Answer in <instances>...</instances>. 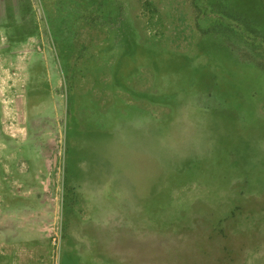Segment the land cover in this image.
Here are the masks:
<instances>
[{"label":"rangeland","instance_id":"374dc122","mask_svg":"<svg viewBox=\"0 0 264 264\" xmlns=\"http://www.w3.org/2000/svg\"><path fill=\"white\" fill-rule=\"evenodd\" d=\"M0 264H264V0H0Z\"/></svg>","mask_w":264,"mask_h":264},{"label":"clouds","instance_id":"9594fccd","mask_svg":"<svg viewBox=\"0 0 264 264\" xmlns=\"http://www.w3.org/2000/svg\"><path fill=\"white\" fill-rule=\"evenodd\" d=\"M176 134H167L159 138V142L162 146L174 151H180L181 145L186 144L191 137L192 129L194 128L193 121L187 112L182 111L175 120ZM150 121L144 123H136L133 128L137 131L144 132L147 130V126ZM195 147V145H194Z\"/></svg>","mask_w":264,"mask_h":264}]
</instances>
